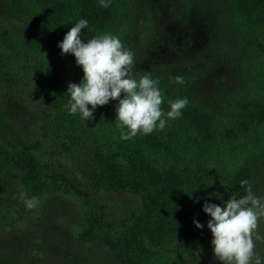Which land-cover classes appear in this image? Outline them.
<instances>
[{
  "label": "trees",
  "instance_id": "obj_1",
  "mask_svg": "<svg viewBox=\"0 0 264 264\" xmlns=\"http://www.w3.org/2000/svg\"><path fill=\"white\" fill-rule=\"evenodd\" d=\"M236 29L247 42L246 82L233 100L208 106L188 96L179 85L175 91L160 78L167 100L187 98L182 115L166 122L162 131L120 138L114 106H97L91 121L69 115L64 108L70 82L79 83L82 69L74 57L35 67L32 81L38 97L48 101L65 141L62 156L73 158L92 150L88 185L104 193H128L141 206L126 218L110 223L105 207L89 197L78 175H67L65 158L49 171L48 162L33 142L14 140L4 144L0 133V182L17 179L24 198L42 201L53 195L78 196L84 207L85 227L78 239L91 246L97 238L120 264H150L175 237L178 247L189 244L194 226L189 212L195 200L220 204L227 195L244 191L241 180L252 187L264 185V0H227ZM16 15L52 32H67L83 18L82 40L114 32L124 17L129 0H12ZM36 35V33H34ZM0 45V76L13 87L20 74ZM211 194V195H210ZM25 206V204H24ZM26 208V207H25ZM27 211H32L26 208ZM168 264V263H162Z\"/></svg>",
  "mask_w": 264,
  "mask_h": 264
},
{
  "label": "rangeland",
  "instance_id": "obj_2",
  "mask_svg": "<svg viewBox=\"0 0 264 264\" xmlns=\"http://www.w3.org/2000/svg\"><path fill=\"white\" fill-rule=\"evenodd\" d=\"M65 33L20 19L12 0H0V45L21 78L19 85L9 87L0 76L1 140L4 144L34 142L51 166L49 171L65 158L68 165L62 170L69 176L78 175V185L104 205L106 219L117 222L141 206L140 198L99 192L88 185L85 180L92 176V150L73 158L62 156V130L48 101L38 97L34 89L36 66L74 57L61 55L57 47ZM112 34L132 52L134 74L160 78L173 91L180 85L188 96L205 105L233 100L246 82L247 42L235 27L227 0H129ZM176 77L182 83H175ZM252 190L264 196L263 184ZM22 191L17 179L0 182V264H120L102 238L89 247L78 239L86 225L78 196H49L29 212ZM204 202L195 200L189 212L188 221L194 226L189 244L180 248L179 237L173 238L150 264H221L212 253ZM194 220L204 227H195ZM257 232L264 236V219ZM254 250L264 255V240L257 241Z\"/></svg>",
  "mask_w": 264,
  "mask_h": 264
},
{
  "label": "clouds",
  "instance_id": "obj_3",
  "mask_svg": "<svg viewBox=\"0 0 264 264\" xmlns=\"http://www.w3.org/2000/svg\"><path fill=\"white\" fill-rule=\"evenodd\" d=\"M98 2L102 8L109 6V0ZM82 28H88V21L83 18L75 21L57 43L60 54H72L82 69L79 83L70 82L65 91L69 99L64 108L69 115L78 114L81 120L91 121L97 106L116 101L114 119L124 140L138 133L162 131L167 121L182 115L187 98L167 100L165 111L161 107L165 97L159 81L146 73H133V54L119 36L97 34L85 42ZM175 83H182V79L176 77ZM240 186L244 189L242 194H232L220 204H202V211L209 217L206 227L211 232L212 253L221 264H264V255L254 250L256 242L264 240L257 232L258 223L264 219V196L256 195L248 180H241ZM21 198L29 210L40 203L37 197ZM193 223L197 228L204 227L197 220Z\"/></svg>",
  "mask_w": 264,
  "mask_h": 264
}]
</instances>
